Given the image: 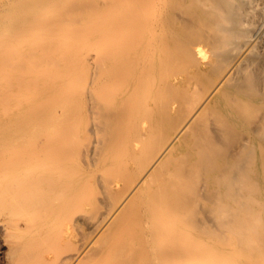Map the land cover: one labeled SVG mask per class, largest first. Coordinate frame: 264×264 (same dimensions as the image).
<instances>
[{"label":"bare ground","instance_id":"1","mask_svg":"<svg viewBox=\"0 0 264 264\" xmlns=\"http://www.w3.org/2000/svg\"><path fill=\"white\" fill-rule=\"evenodd\" d=\"M0 264H264V0H0Z\"/></svg>","mask_w":264,"mask_h":264}]
</instances>
